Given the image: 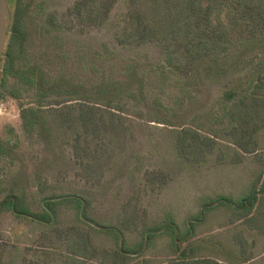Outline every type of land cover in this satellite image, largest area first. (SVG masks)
Here are the masks:
<instances>
[{"label": "trees", "instance_id": "obj_1", "mask_svg": "<svg viewBox=\"0 0 264 264\" xmlns=\"http://www.w3.org/2000/svg\"><path fill=\"white\" fill-rule=\"evenodd\" d=\"M15 18L0 99L19 101L22 135L11 127L0 137V226L11 212L39 234L23 248L1 242L0 264H254L260 255L250 238L264 235V0H75L51 11V45L107 28L112 42L102 49L131 54L126 79L89 83L26 64L18 10ZM142 56L161 84L178 89V108L149 101L138 73ZM186 98L193 115L182 110ZM152 122L164 124L160 135ZM164 142L181 162L207 167L252 156L258 175L251 192L238 202L204 203L185 229L174 216L151 220L143 198L170 177L146 169L145 160L150 143ZM112 192L118 208L98 212L96 202ZM222 203L232 209L230 232L199 234L207 212ZM160 234L171 236L165 260L148 256Z\"/></svg>", "mask_w": 264, "mask_h": 264}, {"label": "rangeland", "instance_id": "obj_2", "mask_svg": "<svg viewBox=\"0 0 264 264\" xmlns=\"http://www.w3.org/2000/svg\"><path fill=\"white\" fill-rule=\"evenodd\" d=\"M74 1L7 0L11 16L2 68H4L6 51L16 20L15 14L18 10L22 15V20L18 24L23 28L25 36L21 46L19 45V54L26 64L50 65L56 72L66 71L77 80L88 83L111 77H123V74L126 79L125 68L127 63L133 62V58L127 51L114 54L102 49L103 41L112 42V34L107 28L94 29L82 36L72 34L63 37L59 43L54 41V44L51 45L53 41H50L47 36V16L51 11H65ZM149 61L151 60L142 56L140 60L142 67L138 69L139 75L146 77L149 101L160 100L166 107L178 108L177 100L179 98L176 97L178 89L169 81L161 84L162 78L158 75L157 70L149 68ZM182 107V110L191 109L190 115L195 114L196 110L192 108L189 99H184ZM19 112L20 104L17 99L11 96L0 99V137H8L11 127H14L17 133L22 135ZM128 114L133 118H138V115L133 111ZM152 123L154 125L151 128L160 135L159 131L163 130L164 124ZM148 149L153 153L145 160V168L161 173L169 172L170 180L163 189L144 194L141 208L146 209L151 220L156 222H161L166 215L174 216L182 229L186 227V219L193 213L200 212L202 205L212 199L228 198L233 202L241 200L251 192L258 175L256 171H253L256 165L250 155L243 162L237 164L207 167L208 165L206 166L204 162H181L178 160L172 149V143H150ZM7 168L14 169L16 165L9 166L7 164ZM124 195L125 188L119 196ZM230 207L227 203H222L211 213L207 212V219L203 224L197 226V232L206 235L216 233L217 239L222 237L219 236L220 233L227 235L228 231L230 232V216L232 215ZM117 208L114 192L106 199L101 197L95 204V209L103 213ZM38 234L39 229L34 224L17 219L11 212L2 214L0 245L4 242L10 247L23 248L30 245ZM170 238L171 236L168 234L158 235L153 248L148 251V256L155 257V254H158L157 257L160 260L167 259L165 251ZM253 239L256 241L253 244L255 245L253 252L260 256L252 263L264 264V256L261 255L264 251V235L253 234L250 241ZM166 264L174 263L169 261Z\"/></svg>", "mask_w": 264, "mask_h": 264}, {"label": "water", "instance_id": "obj_3", "mask_svg": "<svg viewBox=\"0 0 264 264\" xmlns=\"http://www.w3.org/2000/svg\"><path fill=\"white\" fill-rule=\"evenodd\" d=\"M10 16L11 14L7 0H0V76L3 69V53L7 43V30Z\"/></svg>", "mask_w": 264, "mask_h": 264}, {"label": "crops", "instance_id": "obj_4", "mask_svg": "<svg viewBox=\"0 0 264 264\" xmlns=\"http://www.w3.org/2000/svg\"><path fill=\"white\" fill-rule=\"evenodd\" d=\"M255 243H256V241H255Z\"/></svg>", "mask_w": 264, "mask_h": 264}]
</instances>
